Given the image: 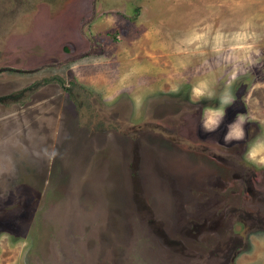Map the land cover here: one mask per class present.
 <instances>
[{
  "label": "rangeland",
  "instance_id": "obj_1",
  "mask_svg": "<svg viewBox=\"0 0 264 264\" xmlns=\"http://www.w3.org/2000/svg\"><path fill=\"white\" fill-rule=\"evenodd\" d=\"M257 138L264 0H0V264H264Z\"/></svg>",
  "mask_w": 264,
  "mask_h": 264
},
{
  "label": "clouds",
  "instance_id": "obj_2",
  "mask_svg": "<svg viewBox=\"0 0 264 264\" xmlns=\"http://www.w3.org/2000/svg\"><path fill=\"white\" fill-rule=\"evenodd\" d=\"M213 97L214 93L208 90L207 85L200 83L193 87L190 99L193 103H200L205 98L212 99ZM235 99V96L226 89L218 98L219 107H205L201 119V127L204 132H215L219 128L226 114L225 109L233 104ZM246 122L244 114L237 115L235 120L227 126L226 134L223 137L224 143L230 144L234 141L239 142L245 140L246 133L244 125ZM244 155L249 163L264 167V138H257L252 141Z\"/></svg>",
  "mask_w": 264,
  "mask_h": 264
}]
</instances>
